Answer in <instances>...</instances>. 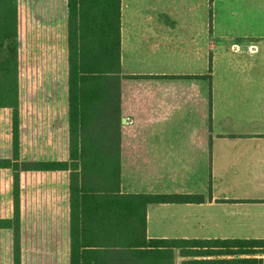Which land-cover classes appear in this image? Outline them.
Returning a JSON list of instances; mask_svg holds the SVG:
<instances>
[{"label":"trees","instance_id":"1","mask_svg":"<svg viewBox=\"0 0 264 264\" xmlns=\"http://www.w3.org/2000/svg\"><path fill=\"white\" fill-rule=\"evenodd\" d=\"M121 1L0 0V264H264V239L147 240L149 206L204 199L121 192L122 119L175 79L122 72Z\"/></svg>","mask_w":264,"mask_h":264},{"label":"crops","instance_id":"2","mask_svg":"<svg viewBox=\"0 0 264 264\" xmlns=\"http://www.w3.org/2000/svg\"><path fill=\"white\" fill-rule=\"evenodd\" d=\"M121 68L175 77L122 119L121 192L204 199L149 206L147 240L264 239V0H122Z\"/></svg>","mask_w":264,"mask_h":264},{"label":"rangeland","instance_id":"3","mask_svg":"<svg viewBox=\"0 0 264 264\" xmlns=\"http://www.w3.org/2000/svg\"><path fill=\"white\" fill-rule=\"evenodd\" d=\"M171 11H173V10H171ZM170 81H165V82H163V83H169ZM171 84V83H170Z\"/></svg>","mask_w":264,"mask_h":264},{"label":"water","instance_id":"4","mask_svg":"<svg viewBox=\"0 0 264 264\" xmlns=\"http://www.w3.org/2000/svg\"><path fill=\"white\" fill-rule=\"evenodd\" d=\"M123 122H125V119H123Z\"/></svg>","mask_w":264,"mask_h":264}]
</instances>
